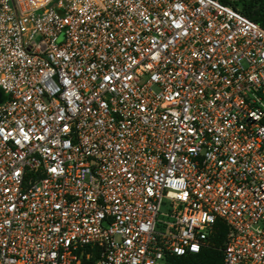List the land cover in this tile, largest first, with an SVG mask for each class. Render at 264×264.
I'll list each match as a JSON object with an SVG mask.
<instances>
[{"label":"built area","instance_id":"obj_1","mask_svg":"<svg viewBox=\"0 0 264 264\" xmlns=\"http://www.w3.org/2000/svg\"><path fill=\"white\" fill-rule=\"evenodd\" d=\"M63 37V38H62ZM0 264H264V29L221 0H0Z\"/></svg>","mask_w":264,"mask_h":264},{"label":"trees","instance_id":"obj_2","mask_svg":"<svg viewBox=\"0 0 264 264\" xmlns=\"http://www.w3.org/2000/svg\"><path fill=\"white\" fill-rule=\"evenodd\" d=\"M59 1V0H56ZM224 5L232 6L239 10L250 21L260 25L264 29V0H221ZM227 228L219 225V233L215 241V247L204 250L200 254H191L185 257H171L168 264H222L223 254L219 247L223 244Z\"/></svg>","mask_w":264,"mask_h":264},{"label":"water","instance_id":"obj_3","mask_svg":"<svg viewBox=\"0 0 264 264\" xmlns=\"http://www.w3.org/2000/svg\"><path fill=\"white\" fill-rule=\"evenodd\" d=\"M4 98H5V95H4L3 91L0 89V105L3 103Z\"/></svg>","mask_w":264,"mask_h":264},{"label":"rangeland","instance_id":"obj_4","mask_svg":"<svg viewBox=\"0 0 264 264\" xmlns=\"http://www.w3.org/2000/svg\"><path fill=\"white\" fill-rule=\"evenodd\" d=\"M234 1H237V0H234ZM63 38V37H62Z\"/></svg>","mask_w":264,"mask_h":264}]
</instances>
